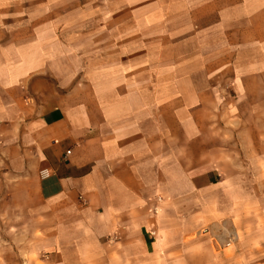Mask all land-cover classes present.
<instances>
[{
  "label": "crops",
  "instance_id": "1",
  "mask_svg": "<svg viewBox=\"0 0 264 264\" xmlns=\"http://www.w3.org/2000/svg\"><path fill=\"white\" fill-rule=\"evenodd\" d=\"M227 157L264 158V0H0V206L35 222L29 264H173V189L232 197Z\"/></svg>",
  "mask_w": 264,
  "mask_h": 264
},
{
  "label": "rangeland",
  "instance_id": "2",
  "mask_svg": "<svg viewBox=\"0 0 264 264\" xmlns=\"http://www.w3.org/2000/svg\"><path fill=\"white\" fill-rule=\"evenodd\" d=\"M199 116L205 122L206 155L201 156L200 143L190 140V171L202 161L214 160V127L218 128L214 117L218 119V110L207 108ZM190 131L195 134L196 125H190ZM226 143L228 148H235V142ZM225 159L226 170H235L236 162L238 166L237 188H233L232 197L229 188L201 184L193 177L187 193L173 189L174 199L167 206L172 225L169 240L176 246L175 252L168 254L173 264H264V158ZM181 191L188 196L182 204L176 199ZM16 213L11 206H0V264L37 262L35 222L17 220Z\"/></svg>",
  "mask_w": 264,
  "mask_h": 264
},
{
  "label": "built area",
  "instance_id": "3",
  "mask_svg": "<svg viewBox=\"0 0 264 264\" xmlns=\"http://www.w3.org/2000/svg\"><path fill=\"white\" fill-rule=\"evenodd\" d=\"M46 175H47V172H46V171H43V172H42V176H46ZM154 212H157V207L154 208Z\"/></svg>",
  "mask_w": 264,
  "mask_h": 264
}]
</instances>
